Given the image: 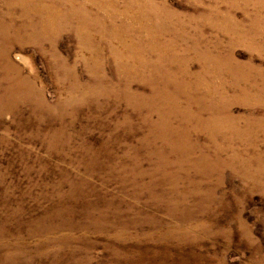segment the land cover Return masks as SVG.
<instances>
[{"label": "rangeland", "instance_id": "rangeland-1", "mask_svg": "<svg viewBox=\"0 0 264 264\" xmlns=\"http://www.w3.org/2000/svg\"><path fill=\"white\" fill-rule=\"evenodd\" d=\"M51 2L0 1V264H264V0Z\"/></svg>", "mask_w": 264, "mask_h": 264}, {"label": "bare ground", "instance_id": "bare-ground-1", "mask_svg": "<svg viewBox=\"0 0 264 264\" xmlns=\"http://www.w3.org/2000/svg\"><path fill=\"white\" fill-rule=\"evenodd\" d=\"M0 1L3 4H5V6L8 8V10H7L8 15L9 14L12 15L14 13L13 10L14 9L16 10L15 7L21 8V11H22L21 14L26 17V20H30V17L32 16V13H31L32 10H35V12L39 13V22L37 24H35V23L33 24L30 21H29L30 23H27V21H26V23L19 25L17 28H16V24H12L16 30L15 31L16 36L17 37L25 36V38L28 41H30V40H33V42H34V40L39 41V42H42L45 40L54 41L53 36L50 34H56L57 31L59 32L62 29V27L64 26L63 20H65L69 17V14H63L62 16H60L57 9L55 8L54 3H52V2L49 3L48 5L44 6V4H46L47 0H0ZM2 20H3V18L0 16V39L6 40L7 45H4V50H0V55L6 56L8 53V46H9V41L7 40V34L9 33V30H12V26L3 23ZM51 44L54 45L52 42H51ZM160 98H162V97H160ZM209 123L213 125L215 123V120L213 118H211V119H209ZM205 125L209 129L214 131V128L212 126L208 125L207 123ZM226 125L224 124V126H226V128H230L232 130H235V129H233V126H230V124L227 123ZM240 137H243V136H240ZM255 142H256V140H255ZM248 145H249V143H248ZM253 147H255V145H253ZM233 156L234 157L230 158V163L234 162L235 159H236V161H239L237 159V157L235 156V154H233ZM243 159H244V157H243ZM257 160H259V161L264 160L263 155H259L258 157H256V161ZM240 162L241 163L244 162V164L247 167L249 166V163L246 162L245 160L240 161ZM247 174L253 180H264V169L263 170H261V169L251 170L250 169V171Z\"/></svg>", "mask_w": 264, "mask_h": 264}]
</instances>
